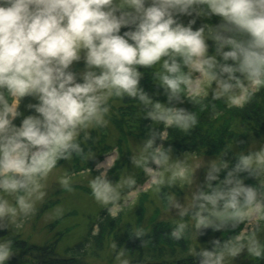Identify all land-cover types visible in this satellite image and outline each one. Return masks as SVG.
<instances>
[{
  "label": "clouds",
  "instance_id": "clouds-1",
  "mask_svg": "<svg viewBox=\"0 0 264 264\" xmlns=\"http://www.w3.org/2000/svg\"><path fill=\"white\" fill-rule=\"evenodd\" d=\"M153 68L169 105L182 97L202 102L211 92L227 108L244 109L264 88V0H0V231L6 217L14 222L34 212L45 196L42 181L58 160L82 153L77 138L108 123L114 98L138 99L150 109L146 118L165 130L188 132L197 124L194 113L145 93L141 69ZM166 136L153 131L133 164L157 188L190 184L200 165L173 161L171 147L157 144ZM96 167L91 195L111 205L115 216L121 189L136 181L126 177L114 185L106 177L108 163ZM243 173L257 182L246 183ZM71 182L60 178L66 190ZM5 194L15 195V204ZM170 205L181 218L171 233L176 240L189 223L198 235L246 225L227 240L211 241L210 249H192L199 264H228L245 251L264 257L258 238L264 230V144L240 154L231 168L212 162L203 187L184 204L170 198ZM123 255L117 260L128 264ZM11 256L12 241L0 240V264Z\"/></svg>",
  "mask_w": 264,
  "mask_h": 264
},
{
  "label": "rangeland",
  "instance_id": "rangeland-1",
  "mask_svg": "<svg viewBox=\"0 0 264 264\" xmlns=\"http://www.w3.org/2000/svg\"><path fill=\"white\" fill-rule=\"evenodd\" d=\"M118 109L119 103L111 102L107 117L108 123L104 127L97 126L88 129L87 138L83 133L80 134L77 138L78 143H81L85 148L88 146V140H91L94 147L93 152L86 154L82 152L80 155L73 153L74 155L72 154L70 159L58 160L53 171L46 180L42 181L45 196L36 202L34 212L27 216L18 215L14 222L6 217L3 221L6 228L0 232L4 233L8 239L0 240L13 239L12 243L22 242L27 247L46 249L48 246L50 248L54 246V254H57V257H74L73 264H120L117 255L112 257L114 252L112 237L105 240L104 247L100 251L96 250L93 243H83L90 226L93 225L92 236L97 233L98 229L95 224L102 215L115 222L113 231H118V236L128 226H130V231L132 229L136 234L144 232L146 228L157 222L176 227L181 218L178 215V210L171 207L170 198L181 204L186 203L191 193L196 191L197 186L203 187L210 164L221 160L217 155L182 153L175 156L171 153L173 161L186 160L190 165L199 164L200 167H194L190 184L176 182L169 185L166 182L157 188L151 183V178L146 176L143 170L136 167L132 161L138 147L147 138L139 136L137 132H132L130 129L124 128L119 131L115 122L116 118L119 119ZM261 144H264V140L253 141L245 150H258ZM237 151L241 152L239 149ZM86 161L93 162L91 170L84 169ZM105 162L109 165L106 169V177L114 185L126 177H133L136 181L131 189L126 186L121 189L122 198L118 202L119 209L115 216L109 211L112 206H105L95 201L89 188V181L99 175L96 165ZM115 162L116 166L110 172ZM151 167L156 168L155 165H151ZM75 169L76 171H74ZM66 175L71 177V191L66 190L60 184V178ZM212 183L215 185L217 182L213 181ZM4 198L15 204V195L5 194ZM183 219L185 222H189L190 216ZM245 227L246 225L242 230ZM188 231H190L194 243L196 232L190 223ZM76 245L79 247L77 248ZM71 248L76 255H71L72 250L70 253L66 252ZM14 249L16 248L12 245V256L5 264H44L45 258H42V254L33 252L26 256L16 255L13 252ZM263 259L264 257H253L245 251L235 258H231L228 264H264Z\"/></svg>",
  "mask_w": 264,
  "mask_h": 264
},
{
  "label": "trees",
  "instance_id": "trees-1",
  "mask_svg": "<svg viewBox=\"0 0 264 264\" xmlns=\"http://www.w3.org/2000/svg\"><path fill=\"white\" fill-rule=\"evenodd\" d=\"M157 69H141L144 75L141 79V87L154 102H160L166 106L183 107L192 112L197 117V124L188 132H183L176 128L165 130L162 124H157L151 119L146 118V113L150 109L141 104L138 99L124 97L123 99L114 98L119 103L116 125L120 130L124 128L137 132L139 136L148 138L153 131L157 134L167 131L164 141L157 139V144L163 143L165 147H171V153L175 156L182 153L202 154L206 156L217 155L220 160L233 167L240 154H247L246 151L253 141L264 140V88L255 93L250 103L244 109H229L221 101L209 97L197 102L182 97V102L173 101L168 104L167 94L160 85L154 73ZM131 132V133H132ZM82 152H93L91 140H88V146L83 148ZM241 152L238 153L237 150ZM74 155V154H73ZM63 160V159H61ZM97 163L99 162L96 161ZM116 162L110 172L115 168ZM93 162L84 164V169L91 170ZM74 169V168H73ZM76 171V169L74 170ZM109 172V173H110ZM227 170L219 173L221 179L226 175ZM246 183L255 184V179H249L246 173L239 174ZM103 214V213H102ZM115 222L109 217L101 216V219L95 224L97 233L92 236L93 225L88 228L84 237V244L93 243L97 251L102 250L105 240L112 237L114 240V252L112 257L123 252L122 260H127L128 264H199V258L192 254V249L199 252L203 248H211V241L219 238L222 241L230 236L238 234L245 225H240L235 232L225 229L217 233L212 230H206L202 235L196 233L194 239L191 238L190 231H185V235L180 240L171 236L175 229L170 224L157 222L146 228L144 232L137 235L130 226L118 236V231H113ZM114 232V233H113ZM258 238L263 243L264 230L258 233ZM0 239H8L4 233L0 232ZM13 241V239H11ZM107 241V240H106ZM16 249L13 250L16 255H31V253L42 254L44 264H73V258L57 257L54 254V246L38 248L25 246L22 242H13ZM76 247L78 248L79 245ZM73 251V248L66 252ZM52 251V252H51ZM72 256L76 255L74 253ZM81 252V250H79ZM84 252V251H83ZM264 260V259H263Z\"/></svg>",
  "mask_w": 264,
  "mask_h": 264
}]
</instances>
